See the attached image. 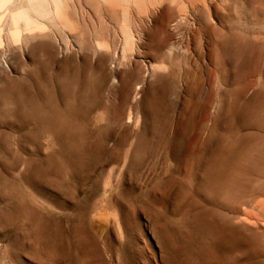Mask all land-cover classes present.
Wrapping results in <instances>:
<instances>
[{"label":"rangeland","instance_id":"obj_1","mask_svg":"<svg viewBox=\"0 0 264 264\" xmlns=\"http://www.w3.org/2000/svg\"><path fill=\"white\" fill-rule=\"evenodd\" d=\"M34 1L0 0V264H264V0Z\"/></svg>","mask_w":264,"mask_h":264},{"label":"bare ground","instance_id":"obj_2","mask_svg":"<svg viewBox=\"0 0 264 264\" xmlns=\"http://www.w3.org/2000/svg\"><path fill=\"white\" fill-rule=\"evenodd\" d=\"M35 1H36V0H35ZM35 1H34V2H35ZM39 1H41V0H39ZM50 1H51V0H50ZM61 1H62V0H61ZM61 1H60V2H61ZM77 1H80V0H77ZM88 1H89V0H88ZM88 1H87V2H88ZM120 1H121V2H120V4H121V3H122V0H120ZM142 1H143V2H142ZM142 1L140 2V0H139V3H140V4L138 3L137 7H138L139 5L142 6L141 4H143V3H144V5H145V1H144V0H142ZM151 1H152V0H151ZM154 1H155V0H154ZM158 1H159V0H158ZM158 1H157V2H158ZM161 1H163V0H161ZM161 1H160V2H161ZM165 1H166V0H165ZM165 1H164V2H165ZM31 2H33V1H31ZM47 2L49 3V0H46V3H45L46 5H47ZM81 2H82V1H81ZM81 2H79L78 4H80ZM85 2H86V1H85ZM87 2H86V3H87ZM89 2H91V0H90ZM96 2H97V1L95 0V3H96ZM99 2H100V1H99ZM134 2H135V1H134ZM136 2H138V0H136ZM167 2H169V4L171 5V2H170V1H166V3H167ZM199 2H200V1H199ZM199 2H198V3H199ZM73 3H74V2H73ZM83 3H84V2H83ZM102 3H103V2H102ZM162 3H163V2H161V4H162ZM188 3H189V2H188ZM188 3H187V4H188ZM34 4H35V3H34ZM38 4H39V2H37V4H35V5L39 6ZM41 4H42V2L40 3V5H41ZM45 4H43V5H45ZM52 4H53V3H52ZM61 4H63V3L61 2ZM91 4H92V3H91ZM100 4H101V3H100ZM136 4H137V3H136ZM155 4H156V1H155ZM155 4H154V8H155ZM185 4H186V3H185ZM104 5H105V4H104ZM130 5H132V3H130ZM134 5H135V3H134ZM151 5H153V3H152ZM158 5H159V3H158ZM164 5H165V4H164ZM164 5L162 4V5H160L159 7L164 6ZM188 5H189V4H188ZM196 5H197V4H196ZM41 6H42V5H41ZM41 6H40V7H41ZM62 6H63V5H62ZM93 6H97V5H93ZM100 6L102 7V4H101ZM100 6H99V7H100ZM120 6H122V5H120ZM132 6H133V5H132ZM135 6H136V5H135ZM140 6H139L137 9H139V8L143 9V8H145V7H143V6H142L143 8L140 7ZM156 6H157V5H156ZM171 6H172V5H171ZM171 6H170V8H171ZM42 7H43V6H42ZM48 7H49V5H48ZM91 7H92V5H91ZM99 7H98V8H99ZM151 7H152V8H150V7H149V8H150L151 10H153V9H154L153 6H151ZM34 8H35V6H34ZM34 8H33V9H34ZM96 8H97V7H96ZM124 8H125V10L127 9L126 11H128V8H129V7L124 6ZM133 8H135V7H133ZM133 8H132V10L135 11V9H133ZM156 8H157V7H156ZM156 8H155V9H156ZM161 8H162V7H161ZM35 9H36V8H35ZM35 9H34V10H35ZM45 9H46V8H45ZM45 9H43V10L45 11ZM48 9H49V8H47V10H48ZM94 9H95V7H94ZM105 9H106V7H105ZM141 9H139V10L141 11ZM146 9H147V8H145V10H142V11L144 12V14H145L146 11L148 10V9H147V10H146ZM157 9H159V8H157ZM36 10H37V9H36ZM40 10H41V8H40ZM57 10H58V9H57ZM116 10H117V8H116ZM121 10H122V9H121ZM130 10H131V9H130ZM159 10H160V9H159ZM175 10H176V9H175ZM134 11H133V12H134ZM142 11H141V12H142ZM170 11H171V9H170ZM39 12H41V11H39ZM39 12H38V15H40ZM42 12H43V11H42ZM47 12H48V11H47ZM47 12H46V14H47ZM49 12L51 13V11H49ZM61 12H62V11H61ZM99 12H100V11H99ZM99 12H98V13H99ZM114 12H115V11H114ZM114 12H113V13H114ZM118 12H120V10H119ZM129 12H131V11H129ZM133 12H132V13H133ZM149 12H150V10H149ZM156 12H157V11H156ZM171 12H172V11H171ZM175 12H176V11H175ZM123 13H124V11H123ZM135 13H136V11H135ZM153 13H154V12H153ZM169 13H170V12H169ZM169 13H168L166 10H164L163 12L160 13L158 20L161 21V22H164L165 20L169 19V18L171 17V15H170ZM199 13H200V12H199ZM46 14H45V15H46ZM48 14H49V13H48ZM48 14H47V15H48ZM107 14H109V12H108ZM111 14H112V13H111ZM116 14H117V12H116ZM116 14H115V15H116ZM129 14H130V13H129ZM23 15H24V13H23L22 11L19 12V16L23 17ZM41 15H42V14H41ZM41 15H40V16H41ZM45 15L43 14L42 16H45ZM145 15H147V13H146ZM19 16H18V17H19ZM148 16H149V15H148ZM174 16H175V15H174ZM180 16H181V15H180ZM207 16H208V15H207ZM60 18H61V17H60ZM65 18H66V17H65ZM129 18H130V16L128 17V20H129ZM138 18H139V17H138ZM153 18H154V17H153ZM175 18H176V17H174L173 20H175ZM38 19H39V18H38ZM150 19H152V18L150 17L149 20H150ZM16 20H17V19H16ZM128 20H127V21H128ZM141 20H142V19H141ZM170 20H171V19H170ZM125 21H126V20H125ZM142 21H143V20H142ZM168 21H169V20H168ZM138 22H139V21H138ZM144 22H145V20H144ZM146 22H147V20H146ZM151 23H152V21H151ZM170 23H171V22H170ZM147 24H148V23H147ZM149 24H150V22H149ZM142 25H143V24H142ZM142 25H141V26H142ZM145 25H146V24H145ZM146 26H147V25H146ZM149 26H150V25H149ZM141 28H142V27H141ZM147 28H149V27H147ZM160 29H161V28H160ZM168 30H169V29H168ZM143 32H144V31H143ZM133 33H134V32H133ZM133 33H132V35L135 36L134 34H136V33H134V34H133ZM141 33H142V32H141ZM142 34H143V33H142ZM142 34H141V35H142ZM144 34H145V33H144ZM144 34H143V35H144ZM139 35H140V34H139ZM143 35H142V36H143ZM6 36H7V35H6ZM142 36H141V37H142ZM135 37H136V36H135ZM139 37H140V36H139ZM133 38H134V37H133ZM137 40H139V39H137ZM143 40H144V38H143ZM169 40H170V39H169ZM140 41H142V39H140ZM135 43H136V42H135ZM137 45H139L138 42H137L136 46H137ZM140 45H141V44H140ZM135 48H136V47H135ZM173 48H174V47H173ZM1 58H2V57H1ZM5 61H6V60H5ZM5 67H6V66H5ZM8 71H9V70H8Z\"/></svg>","mask_w":264,"mask_h":264}]
</instances>
